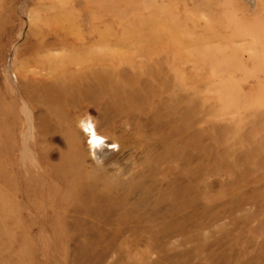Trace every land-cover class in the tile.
Returning a JSON list of instances; mask_svg holds the SVG:
<instances>
[{
    "label": "rangeland",
    "instance_id": "rangeland-1",
    "mask_svg": "<svg viewBox=\"0 0 264 264\" xmlns=\"http://www.w3.org/2000/svg\"><path fill=\"white\" fill-rule=\"evenodd\" d=\"M0 264H264V0H0Z\"/></svg>",
    "mask_w": 264,
    "mask_h": 264
},
{
    "label": "bare ground",
    "instance_id": "bare-ground-1",
    "mask_svg": "<svg viewBox=\"0 0 264 264\" xmlns=\"http://www.w3.org/2000/svg\"><path fill=\"white\" fill-rule=\"evenodd\" d=\"M82 50H84V49H82ZM65 76V75H64ZM155 76V75H154ZM59 77V76H58ZM61 78V77H60ZM53 80V79H52ZM74 81V80H73ZM166 81V80H165ZM62 82H64V81H62ZM65 83V82H64ZM62 84V83H61ZM104 84V83H103ZM63 85V84H62ZM64 86V85H63ZM99 88V87H98ZM62 90V89H61ZM157 90V89H156ZM23 91V90H22ZM120 91V90H119ZM77 93V92H76ZM148 93V92H147ZM55 94V93H54ZM124 95V94H123ZM127 95V94H126ZM67 96V95H66ZM128 96H130V95H128ZM131 97V96H130ZM129 98V97H128ZM131 99V98H130ZM111 100V99H110ZM134 100V99H133ZM108 101V100H107ZM112 101V100H111ZM142 101V100H141ZM124 102H126L125 100H124ZM114 103V102H113ZM116 104H118V102L116 103ZM121 104V103H120ZM127 104V103H126ZM125 104V105H126ZM132 104V103H131ZM124 105V104H123ZM122 105V106H123ZM103 106V105H102ZM118 106V105H117ZM124 107V106H123ZM105 108H107V107H105ZM109 108V107H108ZM146 108V107H145ZM152 109V108H151ZM111 110V109H110ZM115 110V109H114ZM122 110V109H121ZM137 112V111H136ZM117 113V112H116ZM115 115V114H114ZM74 120V119H73ZM78 120H80V119H78ZM82 121V120H81ZM77 123V122H76ZM81 123H83V124H81V126H82V128H83V130H81L80 128V124L78 125V127L76 126V128L74 129V132H73V135H75V137L78 135V134H81V132H86V133H91L90 134V138H91V140L89 141V144L87 145L88 147H87V149H86V151H87V155L89 156V159L91 160V161H101V160H103L104 159V157L106 156V155H108V153H109V149H112V147H111V144H112V141H108L109 140V138H108V140H105L106 139V137H105V139H103L101 136H99L98 134H96L95 133V131H94V128H92V126L91 125H89L88 124V122L87 121H82ZM190 123V122H189ZM94 126V125H93ZM8 132V131H7ZM62 141V140H61ZM77 146V145H76ZM76 148V147H75ZM78 148V147H77ZM124 149V148H123ZM78 150V149H77ZM64 151V150H63ZM75 151V150H74ZM74 153V152H73ZM124 153V152H123ZM78 154V153H77ZM77 154H75V155H77ZM79 154H81V152L79 153ZM118 154V153H117ZM121 155V154H120ZM109 156V155H108ZM111 156V155H110ZM79 158H81V156H78ZM123 157V156H122ZM114 158V157H113ZM108 159V158H107ZM106 159V160H107ZM116 160V159H115ZM108 161V160H107ZM111 161H113V160H111ZM129 161H130V159H129ZM91 163V162H90ZM98 163V162H97ZM97 163L95 164V167H98V166H96L97 165ZM101 163H103V162H101ZM109 163V162H108ZM114 163V162H113ZM109 164V168H111L110 167V165H113L114 166V164ZM118 163V162H117ZM141 163V162H140ZM92 164V163H91ZM90 165V164H89ZM94 165V164H93ZM92 165V166H93ZM99 165V164H98ZM116 165V164H115ZM118 165V164H117ZM91 166V165H90ZM91 166V167H92ZM119 166V165H118ZM118 166H114V167H116V168H114V170L115 169H118L119 167ZM95 167H92L93 168V170L91 169L90 170V173L91 174H98V170H96V169H94ZM103 168V167H102ZM113 168V167H112ZM103 169H105V168H103ZM125 169V168H124ZM112 170V169H111ZM119 170V169H118ZM117 170V173H116V175L118 176V175H123L124 173H126V172H124V173H122V174H119L118 172H120V171H118ZM127 170V169H126ZM101 171V170H100ZM116 171V170H115ZM102 172H104V171H102ZM101 172V173H102ZM108 172V171H107ZM110 172V171H109ZM121 172H123V171H121ZM128 172H129V170H128ZM132 175V174H131ZM96 176V175H95ZM99 175H97V177H98ZM103 176H104V173H103ZM102 176V177H103ZM116 176V177H117ZM94 177V176H93ZM99 178V177H98ZM105 178V177H104ZM103 179V178H102ZM101 179V180H102ZM124 179V178H123ZM103 181H106V182H110V183H108V184H112L113 185V183H116L117 185L120 183L116 178H115V176L114 177H112V175L111 176H106V179H104ZM100 182H102V181H100ZM86 190V189H85ZM104 189H102L101 191H103ZM86 192V191H85ZM110 196V195H109ZM162 196V195H161ZM163 197V196H162ZM174 198V197H173ZM110 199V198H109ZM108 199V200H109ZM162 199V198H161ZM104 203V202H103ZM96 204V203H95ZM111 204V203H110ZM103 205V204H102ZM91 206V205H90ZM122 206V205H121ZM118 208H119V206H118ZM111 210V209H110ZM172 210V209H171ZM183 210V209H182ZM182 221V220H181ZM125 224V223H124ZM189 224V223H188ZM127 225V224H126ZM148 229V228H147ZM150 229V228H149ZM165 232V231H164ZM154 234V233H153Z\"/></svg>",
    "mask_w": 264,
    "mask_h": 264
}]
</instances>
